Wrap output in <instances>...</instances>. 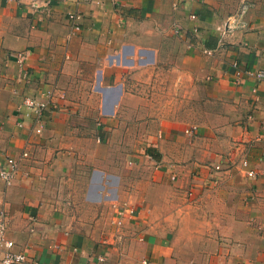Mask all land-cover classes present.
<instances>
[{
  "label": "crops",
  "instance_id": "1",
  "mask_svg": "<svg viewBox=\"0 0 264 264\" xmlns=\"http://www.w3.org/2000/svg\"><path fill=\"white\" fill-rule=\"evenodd\" d=\"M218 10L214 0H51L35 14L0 0V164L20 160L10 185L0 177V209L22 264H264V79L245 73L264 71V0ZM169 76L166 107L190 97L191 127L151 109L146 92ZM33 97L50 102L42 134L24 103ZM126 111L161 124L158 134L151 127L144 148L90 150L85 136L101 140Z\"/></svg>",
  "mask_w": 264,
  "mask_h": 264
},
{
  "label": "rangeland",
  "instance_id": "2",
  "mask_svg": "<svg viewBox=\"0 0 264 264\" xmlns=\"http://www.w3.org/2000/svg\"><path fill=\"white\" fill-rule=\"evenodd\" d=\"M216 4H218L219 10L218 13L222 16H234L241 14L244 9V3L245 0H214ZM4 71V64L0 61V73ZM154 79H157V77H154ZM128 83L131 81V78L127 76ZM166 81L168 83L166 84ZM140 83L144 84L146 83L144 81V78L142 80H139ZM154 84L161 83V80L159 81H153ZM174 83L173 76H169L165 82L162 84L164 85L162 87V90L160 86H157L154 92L147 91L146 93L149 94V98L151 102V109L154 112H166L171 111L175 114L178 113L181 118H183L186 121V126H192L194 123H198L197 120L193 118V104L192 100L188 96H184V99L182 102H179V106H168L166 105L171 102V99H173L176 96V93L172 91L171 86ZM97 85H93V90L96 89ZM89 90V89H88ZM92 90V89H91ZM146 94V95H147ZM168 100V101H167ZM93 101L95 99L93 98ZM167 103V104H166ZM182 104V106H180ZM204 109V104L201 102V110ZM127 114L125 115L123 122L119 123L117 126L112 125H104L103 128L110 127L111 129H105L104 134L105 136L102 137L101 140L96 141V131L94 135H89V133L85 136V138H89L88 141L89 147H91L90 150H134V146H142L143 148L146 146V139L145 136H148L151 132V127H155L153 134H158L159 127H161V124H155L152 126L151 123H145V118L137 116V118L133 115L131 117V113L129 111H126ZM158 127V128H156ZM152 135V134H151ZM92 139L95 140V143L92 141ZM96 143H99V148H96ZM87 146V145H84ZM139 150V149H136ZM146 150V149H142ZM139 152V151H138ZM137 152V153H138Z\"/></svg>",
  "mask_w": 264,
  "mask_h": 264
},
{
  "label": "built area",
  "instance_id": "3",
  "mask_svg": "<svg viewBox=\"0 0 264 264\" xmlns=\"http://www.w3.org/2000/svg\"><path fill=\"white\" fill-rule=\"evenodd\" d=\"M11 3L19 4L22 6H26L30 8L35 14H49L50 13V4L51 0H8ZM81 16L77 13H70L68 14V20L72 23L73 28L79 29V20ZM20 59L24 60L26 54H20ZM237 76L241 78L242 70L237 67ZM245 73L250 75H255L258 81H262L264 79V71L259 72H252L250 70L245 71ZM25 105L33 110L36 114V123L37 126L35 127V132L38 134H42L44 129L47 126L46 117L47 112L49 111L50 102L48 100H39L37 98H26ZM196 131L195 127L188 129L187 132L190 134H194ZM23 157L28 156V152H23ZM241 166L244 168V173L249 178H256L258 175V171L250 166L248 159H244L241 162ZM20 167V160L12 157L7 156L5 162L0 164V177L5 180L7 185H10L14 180L15 176L18 173ZM212 169L216 172H221L223 170V166L221 164H217L211 166ZM174 180L176 177L173 178ZM189 195L192 194V190L189 192ZM135 212V208L130 207L127 210L128 216H125V211H120L118 218L114 221V224L117 227H122L124 221L127 218L131 217ZM8 214L4 209H0V250L3 252L2 263L3 264H22L28 260V257L22 252H15V242L7 237V230H8ZM101 261H104V258H100ZM35 264H39L35 262Z\"/></svg>",
  "mask_w": 264,
  "mask_h": 264
}]
</instances>
